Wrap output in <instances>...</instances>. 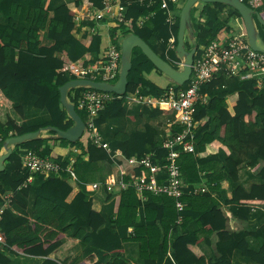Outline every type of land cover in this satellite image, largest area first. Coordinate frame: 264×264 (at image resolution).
I'll use <instances>...</instances> for the list:
<instances>
[{"label":"trees","instance_id":"trees-1","mask_svg":"<svg viewBox=\"0 0 264 264\" xmlns=\"http://www.w3.org/2000/svg\"><path fill=\"white\" fill-rule=\"evenodd\" d=\"M22 1L0 0V13L7 19L6 23H0V93L21 115L22 109L11 91L19 87L20 91L34 98V108L44 110L47 119L31 125H17L11 118L5 123L0 122V147L10 136L46 127L66 131L73 125L61 106L59 87L73 79L65 70L69 62L80 59L83 50L74 35L75 13L66 2L52 8L48 7L49 0H31L21 28L14 17L21 13ZM67 1L76 7L87 4L101 9L104 6V0ZM241 1L249 7L250 1H254L256 4L252 9L264 21L263 0ZM161 2L151 0L149 4H126L124 18L131 22L120 23L119 29L123 36L135 34L140 37L157 55L177 68L175 62L180 58L175 50L168 48V40L174 37L176 47L180 7L168 4L175 15V21L170 24L167 22L168 12L161 8ZM227 8L221 3H202L197 14V9L192 8L190 20L197 54L211 41L223 40L233 31L230 20L240 16L233 8H228L224 15ZM140 17L146 18L141 27L136 24ZM253 18L264 40V25L255 16ZM82 26H87L86 31H89L95 26V21L85 20L77 28ZM42 31L46 32V38L53 42L52 45H41ZM92 35L88 51L98 52L101 37ZM192 47L190 42H185L187 51ZM130 62L126 94L139 90L143 96H161L163 88L146 77L157 70L152 62L139 49L132 51ZM186 86L187 83L182 85L183 88ZM82 90L71 89L67 99L84 119L75 102V97ZM200 93L206 99L197 103L193 114L194 153L182 152L176 160L187 185L180 198L184 203L180 211L175 206V198L169 195L146 193L143 201L133 188L114 194L105 188L88 192L80 186L79 192L67 201L72 188L63 169L68 159L57 155L51 147L56 142L67 141L47 131L49 137L39 136L15 144L5 161L4 170L0 171V208L5 202L4 194L11 192L9 208L0 214V264L10 263L5 252L42 258L39 264H130L123 255L124 244L127 243L137 245L140 264H231L234 250H239L242 256L256 264H264V224L254 231L235 232L229 229L228 223L230 218L247 222L252 217L250 206L264 204V86L258 88L255 80L227 78L218 73L213 80L201 85ZM138 111L140 116L151 118L162 113L159 109L147 107ZM127 116L124 98L114 95L97 113L94 123L98 127ZM155 135L156 130L148 124L144 131L126 133L116 130L105 148L93 142L89 131H84L77 141L68 142L76 149V154H70L75 159L73 169L78 180L103 183L107 176H117L123 168V162L117 155L140 159L148 154L152 164L163 166L167 151L159 141H155ZM28 151L54 159L62 170L49 177L30 174L20 158ZM244 163L251 166L262 180L248 191L238 185L240 166ZM99 165H105V168ZM104 169L105 174L95 179L96 174ZM134 172L143 174L145 170L140 167ZM201 173H206L207 188L204 192L192 193L194 185L201 183ZM29 177L31 181H28ZM164 178L160 176L159 180L163 182ZM129 179L130 176L125 177L126 181ZM223 180L229 183L231 191L228 196L221 192ZM213 193H217L219 199ZM31 196L34 198L33 222L28 217V199ZM108 204L111 208L105 209ZM12 208L18 210L19 215ZM65 235L80 244L82 253L59 260L52 255L62 246ZM248 237L261 239L258 250L249 247ZM200 243L212 249L210 258L198 256L190 249V246Z\"/></svg>","mask_w":264,"mask_h":264},{"label":"built area","instance_id":"built-area-1","mask_svg":"<svg viewBox=\"0 0 264 264\" xmlns=\"http://www.w3.org/2000/svg\"><path fill=\"white\" fill-rule=\"evenodd\" d=\"M151 0H104V6L101 9H95L84 4L74 11L76 27L80 23L88 20L95 21V26L105 25L104 34L95 30V26L89 31L92 34H98L104 37L105 44L101 49V55L92 60L88 65L79 59L68 63L65 73L73 79H86L94 82H103L114 84L119 75L121 66V30L120 23L131 20H125V5L130 3L144 4ZM179 0H162L161 8L168 12L167 22L172 24L175 21V15L171 13L168 4H178ZM251 8L255 6L254 1L249 3ZM145 17H140L136 24L142 26ZM238 24L237 32H230L223 40H213L200 52L193 57L192 71L185 88L171 80L163 87L161 96L154 98L152 96H143L139 90L116 95L119 99L124 98L128 108L137 107L142 110L143 107L159 109L162 113L168 115L170 125L169 133L165 141L161 142V147L167 151L163 158V166L152 164L150 155L138 159L135 157L125 159L124 162L135 171L137 168L145 170L143 174L129 173L126 169L119 171L118 176H107L103 183L92 182L83 183L78 180L73 169L74 157H68V164L65 169L67 179L77 186H83L89 192H96L99 188H105L108 192L118 194L128 188H133L136 195L143 201L146 199V193L152 195H169L176 200V208L180 211L184 203L180 200L183 195V189L187 187L182 179L180 168L177 164V158L180 153H194V129L193 114L198 102L205 101L200 93V87L204 83L213 80L218 73H222L227 78H238L239 80H255L256 86H264V54L253 50L248 44L241 18H233ZM81 30H87V26L80 27ZM113 31V33H112ZM168 48L175 50L174 37L168 40ZM181 65L180 62H175ZM83 90L75 97L76 107L84 114L85 130L89 131L90 137L94 143L107 148L106 144L100 142L99 137L95 135L94 120L101 110H103L114 97L115 94L102 92L90 87H76ZM176 129V130H175ZM1 139V137H0ZM21 162L30 174L38 173L44 177L58 174L62 168L58 162L48 157L43 158L35 152L28 151L22 153ZM130 176L129 180H125ZM160 176H165L163 182L159 180ZM31 181V177L28 178ZM206 188L202 185H194L192 193L204 192ZM1 213V211H0ZM180 221V219H178ZM1 242V238H0Z\"/></svg>","mask_w":264,"mask_h":264},{"label":"crops","instance_id":"crops-1","mask_svg":"<svg viewBox=\"0 0 264 264\" xmlns=\"http://www.w3.org/2000/svg\"><path fill=\"white\" fill-rule=\"evenodd\" d=\"M25 1L28 3H24ZM30 1L31 0H23L21 3V5H22L21 13L18 16L14 17L15 22L18 23L17 25L21 28L24 25L23 22L25 21V17L27 16V11H28L29 6H30ZM181 1L178 2V6L180 7V10H181ZM60 2H66L68 4V7L72 11L79 9L78 7H76L74 5L73 2L67 1V0H49L48 7L50 6L53 8L56 4H58ZM201 6H202L201 2H197L193 6V8L195 7L197 9L196 14L198 13ZM50 15H51V12H50ZM190 16H191V14H190ZM6 22H7V19L0 13V23H6ZM97 24L99 26L98 27L95 26L94 29L95 30L97 29L98 32L104 34L106 31L105 25L103 26L100 23H97ZM242 25H243V23H242ZM230 26L232 27L233 32H237L239 30L238 24L235 23L233 21V19L230 20ZM74 35L79 40V42L83 48L80 59L85 63V65H88L90 62H92V60H96L101 55V49H102L103 45L105 44L104 37H101V44H100L99 51L98 52H90V51H88V47H89L91 40H92V36H93L92 33L90 31L81 30L80 28L76 27V29L74 31ZM128 35H125V36L122 35L121 40ZM184 40H185V42L188 41L191 43L192 38L190 37V35L188 33H186ZM194 40H195V38H194ZM40 42H41V45H44V46H50L53 44L52 41H50L46 38V32L45 31L40 32ZM120 47H121V42H120ZM178 58H179V56H178ZM179 62L181 63V65H179V64L177 65L176 69H178V70H180L179 68L182 69V64H183L182 59H180ZM146 77L150 81H152L153 83H155L156 85H158L161 88H163L165 85H167L170 82L169 79L163 73H161L158 70H154L150 74L146 75ZM185 83H187V82H185ZM11 91H12V94L14 95V97L16 98L17 105L21 107L22 113H21V115L16 113L14 111V108L12 107V104L7 99H5L3 97V95L0 93V122L1 123H5L8 118H11L15 121V123L17 125H21L22 123H26L28 125H31V124H35V123H38V122H41V121H44L47 119V114L44 110H39V109L34 108V105H33L34 98L32 96L25 94L23 91H20L19 87H17V86L14 87L13 89H11ZM204 98H205V96H204ZM125 106H126V109L128 112V116L125 118L119 119V120H115L113 122L111 121V123H115L114 125L110 126L113 129L109 130L107 123L100 125L98 127L95 125V135L97 137H99L101 143L106 144L108 147V144L112 141L114 131L122 130L126 133H131L134 131H144V127L146 124L150 125L151 127H153L156 130V135L154 137L156 142L159 141L161 143L162 141H165V139L167 138V135L169 133V129L172 128V127H170V125L168 123V117L169 116L166 115V113H161L160 115L151 118V117H148L146 115L140 116L138 114V113H140V111L137 110V107L128 108L126 104H125ZM46 132L45 131L40 132V137H43V138L49 137V135H47ZM0 142H1V139H0ZM51 147L57 153V155H60L65 159H68V157L71 156L70 153L76 154V149L70 147V145L68 144V141L64 142V143L56 142L55 144H52ZM2 153H4L3 145L0 147V155ZM116 157L118 158V160H121L123 162V168H121L119 171L126 169V171H128L129 173H134L133 169H131L124 162V160L126 158H123L121 155H117ZM246 163H244L240 166V170H239V174H238V176H239L238 185H240L242 188H244V190L248 191V190H250L252 185L262 183V180L258 176L255 175L254 169L251 166H248ZM4 164H5V162H4ZM99 166H100V168L101 167L105 168V165H103V166L99 165ZM103 173L105 174V171L100 170V172L98 174L101 175ZM118 174H119V172H118ZM118 174H117V176H118ZM200 177H201V183L199 185H202L205 188H207V185L205 183V181L207 179L206 173H201ZM67 181L69 182V184L72 188L71 193L69 194V196L67 198V201H70L76 195V193L79 192L80 186L75 185L73 182L69 181L68 179H67ZM88 183H92V182H88ZM195 185H197V184H195ZM86 191H88V190H86ZM230 191L231 190H230L228 181L227 180L221 181V192H224L225 195L228 196L230 194ZM213 196L216 197L217 199H219L218 198L219 196L217 193L216 194L213 193ZM10 197H11V192L7 191L3 196V200L5 202L2 205V207L0 208L1 212H2V210L9 208L8 201H9ZM33 201H34V198H33V196H31L28 199V202H29L28 217H29V220L31 222H33L35 220V216L33 214L34 213ZM104 207H105V209H106V207L111 208L110 204H108ZM250 208H251L252 217L247 222H242V221L230 218L229 222H228L229 223V229H231L235 232L240 231V230L254 231L258 227H260L262 224H264V204H252L250 206ZM12 210L16 215H19L20 212L18 210L14 209V208H12ZM62 243H63L62 246L52 255V257H55L59 260H63V259H66L67 257L72 258V257H75V256L82 253V248L80 247V244L76 240L72 239L70 236L65 235V237L62 240ZM247 243L252 250H258L261 246V239L248 237ZM190 249L198 256L204 255L206 258H210L212 256V249L204 243H200V244L195 245V246H190ZM137 251H138L137 245L135 243L124 244L123 255L126 257V259H128L130 264H140L138 261ZM5 254H6V257L10 261L9 264H39L41 262V259H42L39 257H32L29 255H25L22 253L9 254V253L5 252ZM231 264H256V263L253 262L250 258L242 256V254L240 253L239 250H234L232 253Z\"/></svg>","mask_w":264,"mask_h":264},{"label":"water","instance_id":"water-1","mask_svg":"<svg viewBox=\"0 0 264 264\" xmlns=\"http://www.w3.org/2000/svg\"><path fill=\"white\" fill-rule=\"evenodd\" d=\"M221 3L225 4L238 12L244 27L246 38L250 47L264 54V40L256 29V20L264 25L261 16L251 7L244 4L241 0H186L181 7L179 14V29L177 34L176 53L182 59V69L178 70L169 62L157 55L140 37L135 34H129L121 40V66L118 79L114 84L103 82H94L86 79H72L59 87L60 103L67 113V116L73 122V125L66 131L59 130L55 127H46L35 132L25 133L22 135L10 136L5 139L3 147L4 153L0 155V171L4 170V162L13 152V146L25 141L37 139L42 131H52L55 137L68 142L77 141L85 130V123L82 117L77 113L75 106L67 99L68 92L76 87H90L102 92H109L121 96L126 93L127 76L131 68V54L134 49H139L153 64V66L168 77L172 82L183 85L188 81L192 71L193 57L197 49V43L194 40L193 28L191 25V9L197 3ZM188 33L192 38L193 47L187 51L185 49V34Z\"/></svg>","mask_w":264,"mask_h":264},{"label":"rangeland","instance_id":"rangeland-1","mask_svg":"<svg viewBox=\"0 0 264 264\" xmlns=\"http://www.w3.org/2000/svg\"><path fill=\"white\" fill-rule=\"evenodd\" d=\"M185 1H186V0H182V1H181V7H183ZM228 8L231 9V7H229V6H228ZM228 8L225 10V12H223L224 15H226V13H227V11H228ZM255 23H256V22H255ZM256 29H257V28H256ZM179 69H181V68H179ZM167 78H168V77H167ZM168 79H169V78H168ZM169 80H170V79H169ZM114 124H115V123H108V125H107V126L109 127L108 129H109V130L113 129V128L110 127V126H111V125H114ZM116 126H117V125H116ZM104 171H105V169H104ZM103 175H104V173H103ZM76 176H77V175H76ZM100 177H101V175L96 174L95 179L100 178Z\"/></svg>","mask_w":264,"mask_h":264},{"label":"clouds","instance_id":"clouds-1","mask_svg":"<svg viewBox=\"0 0 264 264\" xmlns=\"http://www.w3.org/2000/svg\"><path fill=\"white\" fill-rule=\"evenodd\" d=\"M176 49V48H175Z\"/></svg>","mask_w":264,"mask_h":264}]
</instances>
